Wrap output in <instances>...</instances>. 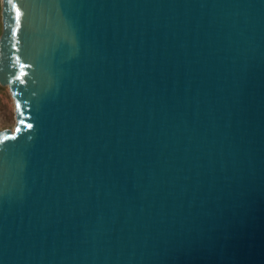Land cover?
Segmentation results:
<instances>
[{
	"label": "water",
	"instance_id": "1",
	"mask_svg": "<svg viewBox=\"0 0 264 264\" xmlns=\"http://www.w3.org/2000/svg\"><path fill=\"white\" fill-rule=\"evenodd\" d=\"M3 4L0 264H264V0Z\"/></svg>",
	"mask_w": 264,
	"mask_h": 264
},
{
	"label": "rangeland",
	"instance_id": "2",
	"mask_svg": "<svg viewBox=\"0 0 264 264\" xmlns=\"http://www.w3.org/2000/svg\"><path fill=\"white\" fill-rule=\"evenodd\" d=\"M4 33V4L0 0V39ZM15 102L8 85L0 81V131H14L18 121L15 113Z\"/></svg>",
	"mask_w": 264,
	"mask_h": 264
},
{
	"label": "snow or ice",
	"instance_id": "3",
	"mask_svg": "<svg viewBox=\"0 0 264 264\" xmlns=\"http://www.w3.org/2000/svg\"><path fill=\"white\" fill-rule=\"evenodd\" d=\"M20 12L19 11H17L16 12V18H17V27H19V18H20Z\"/></svg>",
	"mask_w": 264,
	"mask_h": 264
}]
</instances>
